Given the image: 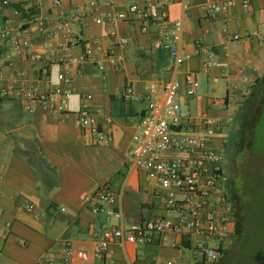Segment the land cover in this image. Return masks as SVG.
Instances as JSON below:
<instances>
[{
    "label": "crops",
    "instance_id": "obj_1",
    "mask_svg": "<svg viewBox=\"0 0 264 264\" xmlns=\"http://www.w3.org/2000/svg\"><path fill=\"white\" fill-rule=\"evenodd\" d=\"M218 1L227 0H191L187 8L181 0H172L167 7L171 19L182 21L181 51L193 53L194 41H200L215 52L217 64L203 68L197 55L172 67L168 52L152 47L157 26L143 31L138 21L112 25L96 19L103 11L117 12L144 0H120L116 6H107L100 0L85 21L74 14L85 8L87 0H61L59 5L53 0H0V30L27 27L33 39L31 50L42 56L32 60L23 53L16 55L9 49L7 39L0 38V62L4 63L0 89L20 81L40 90L62 87L61 71L73 78L71 96L60 116L29 112L19 100L0 95V264H38L47 257L62 260L67 247L85 254L74 264H103L93 254L96 231L102 235L105 227H127L147 217L174 218L165 209L163 193L156 182L146 179L143 170L127 167L135 123L147 109L143 100L122 98L126 83L135 92L144 93L150 83L176 79L179 100L189 107L195 123L199 124L206 112L218 119L211 148L222 153L233 133L237 135L235 154L242 131L255 122L250 140L256 144L261 140L258 148L263 149L264 135L258 130L264 126V0H252L246 12L240 0H233L223 12V20L206 16L202 6ZM15 6L28 16L16 12ZM61 16L70 20L78 43L63 49V37H58L49 41L50 49H45L37 37L36 20L41 18L52 26ZM245 32L252 34L240 41L231 38ZM122 37L127 38L124 45L120 44ZM89 41L99 43L98 56L112 50L121 58V67L115 69L107 59H102V70L90 60H60L65 53L78 57L83 44ZM8 51L12 53L11 60L4 62L1 58ZM190 70L197 77L196 92L191 96L186 94ZM227 91L232 98L223 104ZM82 103L96 110L95 120L101 129L111 128L113 141L108 146L97 145L92 132L76 124L75 112ZM106 116L111 118L110 123L105 122ZM233 160L231 157L228 161L232 171ZM106 181L121 194L120 219L106 220L83 202L85 195ZM230 194L227 196L232 201ZM23 199L31 203V211L23 209ZM240 233L234 213L232 235L221 241L224 252L211 264H223ZM246 235L244 238L249 234ZM198 240L196 235H173V244H165L156 233L144 243L116 240L109 246L105 264H208L195 247ZM257 247L249 264H264V243Z\"/></svg>",
    "mask_w": 264,
    "mask_h": 264
},
{
    "label": "built area",
    "instance_id": "obj_2",
    "mask_svg": "<svg viewBox=\"0 0 264 264\" xmlns=\"http://www.w3.org/2000/svg\"><path fill=\"white\" fill-rule=\"evenodd\" d=\"M60 1L53 0V3L59 5ZM119 1L103 0V3L116 6ZM190 1L181 0V4L187 8ZM251 2L252 0H240L244 12L249 10ZM171 3L172 0H144L142 4L132 2L117 12L103 11L96 15V19L112 25L118 21H138L143 31H147L152 25L157 26L158 31L152 39V47L166 50L172 67L181 65L192 55L200 57L203 68L215 66V52L200 41H194L193 53L181 51L182 21L169 17L167 7ZM233 3V0L210 2L204 4L202 9L206 16L223 20V12ZM99 4L100 0H87L85 8L74 14V17L85 21L90 10L96 9ZM16 12L20 11L16 9ZM36 23L37 37L45 49H50L49 41L58 37H63V49L78 43L71 22L65 17H58L52 26H47L41 18H38ZM251 34L235 33L231 38L240 41L249 38ZM0 38L7 39L9 49L16 55L23 53L26 58L32 60L42 58L41 54L34 53L30 48L33 39L27 27L1 29ZM126 42L127 38L122 37L120 44L124 45ZM99 50L101 47L97 41L85 42L78 57L65 53L61 55L60 60L74 63L90 60L102 70V59H107L115 69L121 67V58L112 50L98 56L96 53ZM11 57L12 53L8 51L1 59L6 62L10 61ZM3 64L0 62V83L3 78ZM59 78L62 87L40 90L21 81L12 82L0 89V95L19 100L29 112L60 116L65 113V102L71 96L70 86L73 78L64 71L59 73ZM196 88V72L190 70L186 75V94L194 95ZM121 94L127 101H145L147 109L146 115L135 123L132 145L126 155L127 167L143 170L146 179L156 182L163 193L164 207L173 213L174 218L147 217L127 227L119 224L105 227L102 235L96 231L94 258L105 264L106 253L114 241L144 243L156 233L165 244H173V235H196L199 240L195 247L204 261L208 264L216 262L224 252L221 241L229 239L232 235L234 215L232 203L224 189V156L210 146L211 137L219 125L218 119L206 112L202 114L200 123H195L189 107L179 100V82L176 79H169L160 84L150 83L144 93L135 92L133 87L126 83ZM231 98L232 93L227 91L222 100L223 104ZM95 114L96 110L82 103L75 112L76 124L81 128H88L97 145L108 146L113 141V132L111 128L101 129L95 120ZM104 120L110 123L111 118L106 116ZM83 202L92 213H102L106 220L112 217L121 218L122 212L118 208L121 194L114 190L110 181L99 185L95 192L85 195ZM22 205L25 211L32 210V205L27 199L22 200ZM83 258L84 253H75L67 247L62 260L47 257L38 264H74Z\"/></svg>",
    "mask_w": 264,
    "mask_h": 264
},
{
    "label": "rangeland",
    "instance_id": "obj_3",
    "mask_svg": "<svg viewBox=\"0 0 264 264\" xmlns=\"http://www.w3.org/2000/svg\"><path fill=\"white\" fill-rule=\"evenodd\" d=\"M231 129L233 128L231 127ZM261 130L264 131V126L261 129L259 128L258 131ZM236 140L237 135L232 133L229 144H227L222 152L224 156V189L227 195H229L233 182L239 194L248 204V214L244 221V228L249 231V235L247 238H244L245 235L241 234L237 245L232 247L226 255L223 264H249L251 256L259 250L257 244L264 243V156H257L254 159L250 166L251 170L247 175H244V180L242 175L233 177L232 166L229 165L228 161H230L231 157H235L233 145ZM242 239L244 241L241 243ZM196 254L199 257V254Z\"/></svg>",
    "mask_w": 264,
    "mask_h": 264
},
{
    "label": "trees",
    "instance_id": "obj_4",
    "mask_svg": "<svg viewBox=\"0 0 264 264\" xmlns=\"http://www.w3.org/2000/svg\"><path fill=\"white\" fill-rule=\"evenodd\" d=\"M15 9L21 11L23 16H28V13L22 11L18 6H15ZM254 123H252L251 127H247V129L242 131L241 137H240L241 140H239L238 149L235 152V157L233 160V172H234L233 177L242 175L243 180L245 179L244 175L245 174L247 175L249 171L251 170L250 166L253 163L254 159H256L257 156L258 157L264 156V147L262 150L258 148V146L260 145L259 143H261V140L259 141L258 144L250 140L251 136L255 133L252 129ZM262 133L264 135L263 131H259L258 134H262ZM257 150L259 151L256 152ZM230 192H231L230 197L232 200L231 203H232L233 210L235 213L236 228L238 229V231H241L240 234L243 233V236L245 235L244 237H246L247 236L246 234H249V231L244 228V221L248 214L247 213L248 204L239 194V191L234 186L233 182H232V188Z\"/></svg>",
    "mask_w": 264,
    "mask_h": 264
}]
</instances>
